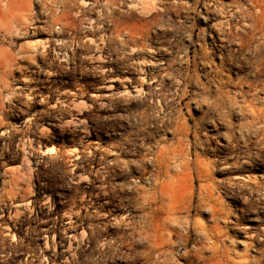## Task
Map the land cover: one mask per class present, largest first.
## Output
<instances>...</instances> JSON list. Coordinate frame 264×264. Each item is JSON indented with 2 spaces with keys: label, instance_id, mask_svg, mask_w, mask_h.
Here are the masks:
<instances>
[{
  "label": "rangeland",
  "instance_id": "1",
  "mask_svg": "<svg viewBox=\"0 0 264 264\" xmlns=\"http://www.w3.org/2000/svg\"><path fill=\"white\" fill-rule=\"evenodd\" d=\"M253 4L0 0V264H264Z\"/></svg>",
  "mask_w": 264,
  "mask_h": 264
},
{
  "label": "bare ground",
  "instance_id": "2",
  "mask_svg": "<svg viewBox=\"0 0 264 264\" xmlns=\"http://www.w3.org/2000/svg\"><path fill=\"white\" fill-rule=\"evenodd\" d=\"M245 1H246V0H245ZM148 2H149V1H148ZM239 2H240V1H239ZM250 2H251V0H250ZM152 3H153V2H152ZM240 3H241V2H240ZM137 4H138V3H137ZM142 4H143V3H142ZM150 4H151V3H150ZM154 4H155V3H154ZM159 4H160V3H159ZM218 4H219V3H218ZM232 4H234V6H235V3H232ZM232 4H231V5H232ZM246 4H247V3H246ZM254 4H255V5H258V7H259V8H258V11H257V13H258L257 19L254 20V23H253V24L251 23L252 25H251V24H247V26H245V28L247 27V29H250V30L253 31V32L255 31V33L257 34L256 36L258 37V39H259V40H262L261 42H263V43H262L263 45H261V44L258 43V42H254V43L256 44V49L258 50V53H260L262 50H264V0H254ZM254 4H253V5H254ZM132 5H133V4H132ZM155 5H157V4H155ZM142 6H144V5H142ZM221 6H223V4H222ZM221 6H220V7H221ZM228 6H229V5H228ZM240 6H241V5H240ZM232 7H233V6H232ZM243 7H244V6H243ZM130 8H132V7H130ZM151 8H152V7H151ZM230 8H231V7H230ZM224 9H225V7H224ZM226 9H227V8H226ZM241 9H242V7H241ZM245 9H248V8H245ZM251 9H253V7H251ZM232 10H233V9H232ZM237 10H238V9H237ZM142 11H143V9H142ZM154 11H155V10H154ZM216 11H217V9H216ZM218 11H219V10H218ZM218 11H217V12H218ZM244 11H245V10H244ZM143 12H146V11H143ZM149 12H151V11L149 10L148 13H149ZM208 12H209V11H208ZM213 12H214V11H213ZM217 12H216V13H217ZM237 12L239 13L240 11H237ZM247 12H248V11H247ZM220 13H221V12H220ZM145 14H146V13H145ZM218 14H219V13H218ZM218 14H216V15H218ZM231 14H232V13H231ZM246 14H247V13H246ZM249 14H250V13H249ZM223 15H224V13L222 14V16H223ZM226 15H227V14H226ZM228 15H229V13H228ZM233 15H234V14H233ZM239 15H240V14H239ZM251 15H252V14H251ZM240 16L242 17L243 15H240ZM233 17H234V16H233ZM236 17H237V16H236ZM226 18H227V17H226ZM231 18H232V17H231ZM250 18H251V17H250ZM236 19H238V18H236ZM227 20H228V19H227ZM248 20H249V19H248ZM231 21H233V20H231ZM229 22H230V21H229ZM234 22H235V20H234ZM246 22H247V21H246ZM248 22H249V21H248ZM222 23H223V22H222ZM225 23H226V22H225ZM225 23H224V24H225ZM231 23H232V22H230V24H231ZM219 24H220V23H219ZM226 24H227V23H226ZM233 24H234V23H233ZM235 24L237 25L236 22H235ZM235 24H234V25H235ZM245 24H246V23H244V25H245ZM221 25H222V24H221ZM217 26H218V25H217ZM218 27H219V26H218ZM220 27H221V26H220ZM230 27H231V26H230ZM215 28H216V27H215ZM238 28H239V26H238ZM245 28H244V30H245ZM220 29H221V28H220ZM217 30H218V28H217ZM229 30H230V29H229ZM219 31H220V30H219ZM230 31H231V30H230ZM236 31H238V30L236 29ZM240 31H242V30H240ZM246 31H247V30H246ZM249 32H250V31H249ZM251 33H252V32H251ZM220 34H221V33H220ZM246 34H248V33L246 32ZM222 35H223V34H222ZM224 35H225V34H224ZM231 35H232V34H231ZM240 35H242V34H240ZM243 35H244V34H243ZM219 36H220V35H219ZM225 37H226V36H225ZM229 37H230V36H229ZM251 37H254V33L252 34ZM219 38H220V37H219ZM221 38H222V37H221ZM226 39H227V38H226ZM221 40H222V39H221ZM221 40H220V41H221ZM227 40H228V39H227ZM255 40H256V39H255ZM222 41H225V40H222ZM228 41H229V40H228ZM233 41H234V40H233ZM235 41H236V40H235ZM235 41H234V44L237 43V42H235ZM238 41H239V40H238ZM241 41H242V40H241ZM231 42H232V41H231ZM249 42H250V40H249ZM228 43H229V42H228ZM240 43H241V46H243V42H240ZM252 43H253V42H252ZM231 44H232V43H231ZM238 44H239V43H238ZM222 45H223V44H222ZM232 45H233V44H232ZM235 45H236V44H235ZM248 45H249V44H248ZM253 45H254V44H253ZM229 46H230V44H229ZM222 47H223V46H222ZM251 47H252V46H251ZM44 48H45V47H44ZM135 48H136V47H135ZM223 48H224V47H223ZM227 48H229V47H227ZM235 48H237V47H235ZM241 48H242V47H241ZM249 48H250V47H249ZM133 49H134V48H133ZM219 49H221V48H219ZM224 49H225V48H224ZM233 49H234V48H233ZM250 49H251V48H250ZM34 50H35V49H34ZM237 50H238V49H237ZM252 50H254V49L252 48ZM252 50H251V51H252ZM236 52H237V51H236ZM240 52H241V51H240ZM242 52H243V51H242ZM242 52H241V53H242ZM254 52H255V51H253V53H254ZM229 53L231 54V52H229ZM229 53H227V54H229ZM232 53H233V52H232ZM253 53H252V54H253ZM35 54H36V51H31V50L29 49V50H25V51L21 52V57H22L24 60L28 61V62L30 61V62H33V63H34V58H35L34 55H35ZM247 54H248V53H247ZM208 55H209V54H208ZM238 55H239V54H238ZM238 55H237V56H238ZM243 55H244V54H242V56H243ZM248 55H249V54H248ZM250 55H251V53H250ZM227 56H228V55H227ZM239 56H240V55H239ZM230 57H231V55H230ZM230 57H227V58H230ZM234 57H235V56H234ZM244 57H245V56H244ZM247 57H248V56H247ZM250 57H251V56H250ZM250 57H249V58H250ZM245 58H246V57H245ZM258 58H259V57H258ZM220 59H221V58H220ZM235 59H236V58H235ZM238 59H239V57H238ZM236 60H237V59H236ZM241 60H242V59H241ZM250 60H251V59H250ZM250 60H249V61H250ZM232 61H233V59H232ZM232 61H230V63H231ZM246 61H248V60L246 59ZM135 63H136V62H135ZM139 63L142 64L143 62H140V61H139ZM220 63H221V62H220ZM223 63H224V62H223ZM237 63H238V61H237ZM244 63H245V62H244ZM244 63H243V64H244ZM143 64H146V63L144 62ZM147 64L150 65V63H147ZM147 64H146V65H147ZM152 64H153V63H152ZM247 64L249 65V67H255V68L259 69V70H260V69L262 70V69H264V58H263V59H256L255 62L247 63ZM232 65H234V64H232ZM235 65H236V64H235ZM235 65H234V66H235ZM238 65H239V63H238ZM144 66H145V65H144ZM154 66H155V65H154ZM229 66H230V65H229ZM236 66H237V65H236ZM241 66H242V65H241ZM146 67H147V66H146ZM219 67H220V66H219ZM239 67H240V66H239ZM243 67H244V65H243ZM243 67H242V68H243ZM246 67H247V65H246ZM139 68H140V67H139ZM233 68H234V67H233ZM235 68H236V67H235ZM144 69H145V68H140V69H139V70H140L139 72H141L142 74H146ZM219 69H220V68H219ZM220 70H221V69H220ZM243 70H244V69H243ZM253 71H254V70H253ZM253 71H252V72H253ZM214 72H215V71H214ZM220 72H221V71H220ZM223 72H224V71H223ZM236 72H237V70H236ZM238 72H239V71H238ZM243 73H244V72H243ZM248 73H249V72H248ZM250 73H251V72H250ZM256 73H257V72H256ZM260 73H261V72H260ZM263 73H264V72H263ZM220 74H221V73H220ZM220 74H219V75H220ZM241 74H242V73H241ZM257 74H258V73H257ZM257 74H256V75H257ZM222 75H223V73H222ZM244 75H245V74H244ZM244 75H243V76H244ZM147 76H148V75H147ZM257 76H258V75H257ZM257 76H255V77H257ZM263 76H264V74H263ZM143 77H144V76H142V80H143ZM222 77H223V76H222ZM230 77H231V76H230ZM260 77H261V76H260ZM231 78H232V77H231ZM236 78H237V77H236ZM251 78H252V77H251ZM261 78H262V77H261ZM125 79L127 80V78H125ZM217 79H218V78H217ZM262 79H263V78H262ZM126 80H125V81H126ZM231 80H232V81H235L236 79H235V80L231 79ZM231 80H230V83H231ZM258 80H259V79H258ZM260 80H261V79H260ZM127 81H128V80H127ZM129 81H130V80H129ZM129 81H128V82H129ZM144 81H145V79L143 80V82H144ZM220 81H221V80H220ZM226 81H227V80H226ZM252 81H253V80H252ZM228 82H229V81H228ZM249 82H250V78H249ZM253 82H254V81H253ZM257 82H258V81H257ZM130 83H131V81H130ZM144 83H145V82H144ZM221 83H222V82H221ZM226 83H227V82H226ZM226 83H225V84H226ZM246 83H247V82H246ZM246 83H245V85H246ZM250 83H251V82H250ZM259 83H260V82H259ZM259 83H258V84H259ZM127 84H128V83H127ZM140 84H141V83H140ZM234 84H235V83H234ZM242 84H243V83H242ZM263 84H264V83H263ZM129 85H130V84H129ZM251 85L253 86L252 83H251ZM124 86H125V85H124ZM225 86H227V85H225ZM232 86H233V85H232ZM234 86H235V85H234ZM234 86H233V87H234ZM238 86H239V84H238ZM240 86H242V85H240ZM240 86H239V87H240ZM255 86H256V85H255ZM109 87H110V86H109ZM125 87H126V86H125ZM129 87H130V86H129ZM137 87H138V86H137ZM220 87H221V86H220ZM220 87H219V88H220ZM246 87H248V85H247ZM250 87H251V86H250ZM110 88H111V87H110ZM134 88H135V87H134ZM138 88H139V87H138ZM219 88H218V89H219ZM222 88H224V87H222ZM257 88H260V87H257ZM106 89H107V88H106ZM140 89H142V88H140ZM140 89H137V90H136V93L139 94V93H141L140 91L143 92V90H140ZM236 89H237V87H236ZM251 89H252V88H251ZM129 90H130V89H129ZM133 90H134V89H133ZM219 90H220V89H219ZM240 90H241V89H240ZM246 90H247V89H246ZM246 90H245V91H246ZM249 90H250V89H249ZM254 90H255V89H254ZM125 91H126V90H125ZM125 91H124V92H125ZM127 91H128V90H127ZM127 91H126V92H127ZM216 91H217V90H216ZM224 91H225V90H224ZM241 91H242V90H241ZM245 91H244V92H245ZM261 91H262V90H261ZM261 91H260V92H261ZM126 92H125L124 94H127ZM263 93H264V92H263ZM129 94H130V93H129ZM250 94H251V93H250ZM255 94H256V93H255ZM130 95H131V94H130ZM251 95H252V94H251ZM132 96H134V94H133ZM136 96H137V94H136ZM136 96H134V97H136ZM140 96H141V95H140ZM140 96L138 95V97H140ZM222 96H223V95H222ZM222 96H221V97H222ZM128 97H129V96H128ZM228 97H229V96H228ZM232 97H233V96H232ZM248 97H249V95H248ZM253 97H254V96H253ZM253 97H252V98H253ZM255 97L257 98V96H255ZM255 97H254V98H255ZM132 98H133V97H132ZM230 98H231V97H230ZM234 98H235V97H234ZM236 98H237V97H236ZM242 98H245V97H242ZM252 98H250V99H252ZM219 99H221V98H219ZM219 99H217V100H219ZM224 99H225V98H224ZM226 99H227V98H226ZM250 99H249V100H250ZM257 99H258V98H257ZM221 100H222V99H221ZM221 100H220V101H221ZM228 100H229V99H228ZM230 100H232V98H231ZM236 100H237V99H236ZM243 100H245V99H243ZM254 100H256V99H254ZM214 101H215V100H214ZM247 101H248V100H247ZM247 101H245V102H247ZM250 101H251V100H250ZM226 102H227V101H226ZM229 102H230V101H229ZM231 102H232V104H233L234 101H231ZM243 102H244V101H243ZM245 102H244V103H245ZM251 102H253V101H251ZM213 103H214V102H213ZM221 103L223 104V101H221ZM224 103H225V102H224ZM255 103H256V102H255ZM216 104H217V102H216ZM222 104H221V105H222ZM225 104H226V103H225ZM225 104H223V105H225ZM235 104H236V103H235ZM237 104H239V103H237ZM245 104H246V103H245ZM248 104H251V103H247V105H248ZM221 105H219V106L221 107ZM225 106H227V105H225ZM230 106H231V105H230ZM233 106H234V109H235V106H237V105H233ZM233 106H232V107H233ZM238 106H239V105H238ZM248 106H249V105H248ZM251 106H252V105H251ZM240 107H241V106H240ZM211 108H212V110H213V107H211ZM211 108H210V109H211ZM221 108H222V107H221ZM223 108H224V110H225L226 107H223ZM229 108H230V107H229ZM249 108H251V107H249ZM249 108H248V109H249ZM252 108H253V107H252ZM263 108H264V107H263ZM263 108H261V109H263ZM210 109H209V111H211ZM219 109H220V108H219ZM230 109H231V108H230ZM254 109H255V108H254ZM258 109H259V108H258ZM261 109H260V110H261ZM226 110H227V109H226ZM238 110H239V109H238ZM250 110H251V109H250ZM260 110H259L258 112H260ZM229 111H230V110H229ZM229 111L227 110V112H229ZM212 112H213V111H211V113H212ZM219 112H221V111H219ZM222 112H223V111H222ZM222 112H221V113H222ZM239 112L242 113L241 111H239ZM253 112H255V111H253ZM253 112H251V113H253ZM224 113H225V111H224ZM246 113H247V112H246ZM207 114H208V112H207ZM217 114H218V113H217ZM233 114H234V113H233ZM210 115H211V114H210ZM210 115H209V116H210ZM218 115L220 116V114H218ZM218 115H217V116H218ZM226 115H227V114H226ZM226 115H225V116H226ZM228 115H229V114H228ZM239 115H240V114H239ZM245 115H246V114H245ZM248 115H250V114H248ZM252 115H253V114H252ZM252 115H251V116H252ZM255 115H256V113H255ZM255 115H254V117H255ZM263 115H264V112H263ZM263 115H259V116H261V118H262ZM209 116H207V117L209 118ZM241 116H242V115H241ZM210 117H211V116H210ZM212 117H213V116H212ZM212 117H211V118H212ZM252 117H253V116H252ZM211 118H210V119H211ZM219 118H220V117H219ZM245 118H246V117H245ZM247 118H248V117H247ZM250 118H251V117H250ZM212 119H213V118H212ZM239 119H240V118H239ZM252 119H253V118H252ZM257 119H258V118H257ZM222 120H225L224 117H223ZM229 120H231V119H229ZM245 120L247 121V119H245ZM248 120H250V122H251V119H248ZM261 120H263V119H261ZM261 120H260V121H261ZM218 121H219V120H218ZM220 121H221V120H220ZM252 121H253V120H252ZM260 121H259V122H260ZM222 122H223V121H222ZM227 122H228V121H227ZM227 122H226V123H227ZM232 122H233V121H232ZM237 122H238V121H237ZM248 122H249V121H248ZM253 122H254V121H253ZM255 122H256V121H255ZM259 122H258V123H259ZM223 123H224V122H223ZM240 123H241V121H240ZM246 123H247V122H246ZM230 124H231V121H230ZM233 124H235V123L233 122ZM233 124H232V129H233ZM241 124H242V123H241ZM248 124H249V123H248ZM251 124H252V123H251ZM256 124H257V123H256ZM261 124H262V123H261ZM263 124H264V122H263ZM221 125H222V124H221ZM223 125L226 126L227 124H223ZM235 125H236V124H235ZM238 125H239V124H238ZM244 125H245V123H244ZM253 125H254V124H253ZM216 126H217V125H216ZM245 126H246V125H245ZM249 126H250V124H249ZM249 126H248V127H249ZM242 127H243V125H242ZM252 127H254V126H252ZM237 128H239V127H237ZM237 128H236V129H237ZM240 128H241V127H240ZM250 128H251V126H250ZM250 128H249V129H250ZM254 128H255V127H254ZM258 128H259V127H258ZM261 128H262V127H261ZM234 129H235V128H234ZM249 129H248V132L250 131ZM256 129H257V128H256ZM262 129H263V128H262ZM262 129H261V132H262ZM226 130H227V128H226ZM227 131H228V130H227ZM234 131H235V130H234ZM254 131H255V130H254ZM230 132H231V131H230ZM230 132H229V133H230ZM248 132H246V133H248ZM250 132L252 133L253 131H250ZM225 133H226V132H225ZM225 133H224V134H225ZM255 133H256V132H255ZM255 133H254V134H255ZM238 134H239V133H238ZM242 134H243V133H242ZM242 134H241V136H242ZM257 134H258V133H257ZM259 134H260V133H259ZM263 134H264V133H263ZM226 135H227V134H226ZM246 135H249V134H246ZM261 135H262V134H261ZM223 136H224V135H223ZM228 136H229V134H228L227 136H225V138L227 139ZM231 136H232V135H231ZM244 136H245V135H244ZM244 136H243V137H244ZM252 136L254 137L253 134H252ZM262 136H264V135H262ZM232 137H234V136H232ZM257 137H259V136H257ZM223 138H224V137H223ZM261 138H263V137H261ZM229 139H230V138H228V142H229ZM248 139H249V138H248ZM231 140H232V139H231ZM231 140H230L229 143H231ZM253 140H254V139H253ZM256 140H257V139H256ZM233 141H234V140H233ZM238 141H239V140H238ZM243 141H244V140H243ZM251 141H252V140H251ZM257 141L259 142V141H260V138H259V140H257ZM263 141H264V140H263ZM246 142H247V141H246ZM246 142H245V143H246ZM258 142H257V143H258ZM261 142H262V141H261ZM247 143H248V142H247ZM178 144H179V143H178ZM234 144H235V143H234ZM248 144H249V143H248ZM248 144H247V145H248ZM250 144H251V143H250ZM250 144H249V148H250ZM253 144H254V143H253ZM255 144H256V143H255ZM261 144H262V143H261ZM180 145H181V144H180ZM238 145H239V144H238ZM243 145H244V144H243ZM257 145H258V144H257ZM176 146H178V145H176ZM181 146H182V145H181ZM222 146H224V145L222 144ZM228 146H230V145H228ZM234 147H235V145H234ZM226 148H227V146H226ZM235 148H237V147H235ZM238 148H239V147H238ZM247 148H248V147H247ZM256 148H257V146H256ZM258 148H259V147H258ZM262 148L264 149V144L262 145ZM262 148H261V149H262ZM219 149H220V148H219ZM233 149H234V148H233ZM263 149H262V150H263ZM180 150H181V148H180ZM234 150H235V149H234ZM218 151H219V150H218ZM165 152H166V151H165ZM231 152H232V151H231ZM258 152H259V151H258ZM177 153H179V152H177ZM181 153L183 154V152H181ZM186 153H187V152H186ZM219 153H220V152H219ZM263 153H264V152H263ZM188 154H191V152H190V153L188 152ZM217 154H218V153H217ZM258 154H259V153H258ZM258 154H257V155H258ZM160 155H161V154H160ZM180 155H181V154H180ZM232 155H233V154H232ZM171 156H172V155H171ZM183 156H184V154H183ZM195 156H197V155L195 154ZM199 156H200V155H199ZM226 156L228 157V155H226ZM249 156H250V155H249ZM258 156H259V155H258ZM173 157H174V156H173ZM176 157L179 158L178 155H177ZM171 158H172V157H171ZM181 158H182V157H181ZM181 158H179V159L181 160ZM183 158H184V157H183ZM185 158H186V157H185ZM157 159H158V158H157ZM160 159H161V156H160ZM163 159H164V158H163ZM175 159H176V158H175ZM223 159H224V157H223ZM229 159H230V158H229ZM172 160H173V159H172ZM196 160H197V159H196ZM202 160H203V159H202ZM164 161H165V160H164ZM168 161H169V160H168ZM170 161H171V160H170ZM176 161H177V160H176ZM184 161H185V160H184ZM184 161H183V162H184ZM225 161H226V159H225ZM160 162H161V161H160ZM173 162H174V161H173ZM179 162L182 163V161H179ZM200 162H201V161H200ZM200 162H199L198 164H201ZM243 162H244V161H243ZM168 163H169V162H167V164H168ZM171 163H172V161H171ZM180 163L177 164V165H180ZM202 163H203V161H202ZM158 164H159V162H158ZM161 164H162V162H161ZM163 164H164V163H163ZM189 164H190V163H189ZM208 164H209V163H208ZM175 165H176V163H175ZM175 165H174V166H175ZM186 165H187V164H186ZM159 166H160V165H159ZM162 166H163V165H162ZM162 166H161V167H162ZM187 166H188V165H187ZM197 166H198V165H197ZM200 166H201V165H200ZM210 166H211V164H210ZM163 167H164V166H163ZM170 167H171V166H170ZM175 167H177V166H175ZM180 167H181V166H180ZM180 167H178L177 170H178ZM202 167H204V166H202ZM159 168H160V167H159ZM172 168H173V167H172ZM204 168H205V167H204ZM204 168H202L203 171H204V172H205V171L207 172V168H206V170H205ZM208 168H210L209 165H208ZM225 168H226V167H225ZM157 169H158V168H157ZM161 169H162V168H161ZM163 169H164V168H163ZM199 169H200V168H199ZM199 169H198V170H199ZM227 169H229V167H228ZM177 170L175 169V171H177ZM179 170L182 171V169H179ZM209 170H210V169H209ZM209 170H208V172H209ZM229 170H230V169H229ZM229 170H228V171H229ZM159 171H160V170H159ZM162 171H163V170H162ZM203 171H202V172H203ZM165 173H166V171H165ZM204 174H205V173H204ZM206 174H207V173H206ZM209 174H210V173H209ZM167 175H168V174H167ZM169 175H170V174H169ZM169 175H168V176H169ZM169 177H170V176H169ZM201 177H202V176H201ZM206 177H207V175H206ZM237 177H239V176H235V178H237ZM208 178H209V176H208ZM201 179H202V178H201ZM203 179L206 180L205 178H203ZM233 180H234V179H233ZM252 181H253V180H252ZM254 181H255V180H254ZM250 185H251V184H250ZM252 185H253V184H252ZM16 186H17V185H16ZM241 187H242V186H241ZM230 192H231V191H230ZM246 200H247V199H246ZM246 202H247V201H246ZM198 252H200V251H198ZM195 254H196V253H195ZM199 254H200V253H199ZM191 256L194 257L193 255H191ZM191 256H190V257H191ZM200 256H201V255H200ZM198 257H199V256H198ZM199 260H200V258H199Z\"/></svg>",
  "mask_w": 264,
  "mask_h": 264
}]
</instances>
